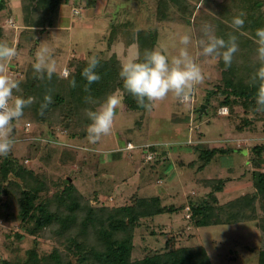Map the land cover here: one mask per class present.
Returning <instances> with one entry per match:
<instances>
[{
  "label": "rangeland",
  "instance_id": "rangeland-1",
  "mask_svg": "<svg viewBox=\"0 0 264 264\" xmlns=\"http://www.w3.org/2000/svg\"><path fill=\"white\" fill-rule=\"evenodd\" d=\"M21 1L7 0V7L0 12V24L7 32L5 41L18 45L15 46L17 55L8 68L15 69L16 64L25 61L36 62V52L46 47L56 61L57 70L66 76L63 72L69 70L67 64L70 54L72 57L77 53L80 57H87L89 51L106 49L113 24L133 31L140 28L158 29L155 49L166 50L169 57L177 55L183 47L180 37L185 34L191 37L188 45L190 53L195 56L201 51L199 42L203 38L198 36L196 25L181 20L178 15L169 20L160 19L157 7L160 0H108L109 9L93 17L88 16L83 7L89 0L79 1L82 6L73 5L72 0L71 5L60 6L53 26L41 29H26L20 24ZM194 2L197 3L195 14L206 8L203 0ZM77 8L85 14H75ZM60 12L65 14L62 19L59 17ZM169 12L173 13L172 7ZM61 22L66 26L70 24V27L58 29ZM133 48L136 49L135 46ZM116 49L122 52L123 44L119 43ZM196 59L204 79L193 91L194 102H183L169 93L163 101L155 102L150 110H124L122 93L117 92L121 103L116 109L112 131L94 145L85 138V146L89 150L77 147L75 158L64 150L65 141L71 143L73 140L67 137L70 129L67 131L62 125L56 129L59 139H54L49 125L38 126L33 123L36 133L44 131L46 135L38 140H17L12 152L21 163L32 167L37 173L45 172L53 182L72 177V181L95 205H122L131 202L136 193L152 196L161 189L163 202L179 209L141 221L137 228L133 258H142L152 251H162L168 247L166 243L170 240L171 244L176 245H205L213 264H258L263 235L256 221L195 227L191 216H188L191 209L187 207L190 203L205 199L213 189L205 182L208 178L233 177L223 189L217 191L221 202L253 191L255 186L249 161L250 151L255 143L264 141L263 122L257 123L254 132L249 129L240 131L236 128L239 118L234 120L230 111L220 113V109L228 106H221L217 111L211 105L207 113L203 114V119L199 120V112L195 113L194 108L198 110L205 103L209 91L219 83L222 69L219 58L201 55ZM237 109L242 110V107ZM29 120L32 121L31 116L24 115L18 122L19 126L24 127V122ZM129 139L141 146L162 145L167 152L162 159L167 158L169 161L165 165L164 162L154 165V161L145 160L143 146L133 150L124 149ZM194 144H198L199 148H195ZM214 145L230 146L235 150L230 154L218 155L205 167L199 168L202 163L201 148ZM193 160L196 162L190 164ZM56 244L53 239L29 233L20 221L0 218V260L8 259L18 264L27 256L28 249L35 247L40 253H45Z\"/></svg>",
  "mask_w": 264,
  "mask_h": 264
},
{
  "label": "trees",
  "instance_id": "trees-1",
  "mask_svg": "<svg viewBox=\"0 0 264 264\" xmlns=\"http://www.w3.org/2000/svg\"><path fill=\"white\" fill-rule=\"evenodd\" d=\"M65 1L22 0L20 24L26 29L53 26L55 15ZM194 1L200 0H160L157 6L159 17L169 20L178 15L181 20L192 22L197 27L198 36L203 39H206V27L211 34L226 41L229 35L237 37L239 51L235 54L231 67L226 69L222 57H218L222 76L219 83L209 91L205 104L209 108L214 105L217 111L221 106H228L230 116L234 120L240 119L239 122L236 121V128L254 132L259 121L264 125V111H257L255 100L258 83L253 84L251 80L259 67L254 40L256 30L264 28V0H203L207 9H200L196 14L194 12L197 3ZM6 7L7 0H0V12ZM171 7L173 13L169 12ZM241 13L245 23L243 28L237 31L230 25L233 18ZM193 15L195 17L192 20ZM109 31L108 47L104 50L89 51L87 57L77 55L70 58L67 76L57 70L51 80L46 76L44 79H38L32 67L34 61L16 64L23 76L16 78L20 81L21 91L14 95L23 96L25 99L31 97L33 103L24 109V115L29 114L32 119L24 122L25 125L27 122L31 123L28 130L18 123L24 115L19 121L13 122L15 142L29 138L38 140L37 138L46 135L44 131L36 133L32 127L33 123L38 126L49 125L53 138L59 139L56 129L62 125L67 131L70 129L67 137L70 136L73 140L71 143L65 141L64 150L75 158L77 147L89 150L84 142L87 138V126L91 123L87 110H95L109 94L122 93L124 110H148L139 106L136 98L124 88L119 75L122 59L110 50L112 45L120 40H123L126 46L137 42L138 58L142 61L146 50L155 49L158 29L140 28L133 31L113 24ZM6 36V29L0 24V41H5ZM92 56L99 60L96 71L101 79L88 85L82 71ZM72 80L76 82L75 87L71 86ZM46 94L51 95L52 103L41 115L40 106ZM238 107H242V110H238ZM194 145L199 148L198 144ZM142 148L145 150V160L148 150L157 153L156 159L147 160L154 161V165L160 162L165 165L169 161L167 158L162 159V156L167 154L162 145L151 144ZM234 150L235 148L230 146L216 145L201 148L202 163L199 168L205 167L216 156L230 154ZM249 161L255 186L253 191L221 202L217 191L223 189L226 182L233 177L208 178L205 182L213 189L205 199L190 203V216L195 227L245 220L256 221L263 235L258 264H264V141L251 147ZM194 162L196 161L193 160L190 164ZM71 178L68 176L53 182L45 172L37 173L32 167L21 163L12 150L6 157L2 156L0 218L6 221H20L29 233L35 236L40 234L57 242L51 251L45 253H40L35 247L28 249L27 256L18 264H213L205 245H176L171 244L170 240L166 243L168 247L162 251H152L142 258H133L137 228L141 221L179 209L163 202L161 189L152 196L136 193L131 202L122 205H95ZM0 264L13 262L3 259Z\"/></svg>",
  "mask_w": 264,
  "mask_h": 264
},
{
  "label": "clouds",
  "instance_id": "clouds-1",
  "mask_svg": "<svg viewBox=\"0 0 264 264\" xmlns=\"http://www.w3.org/2000/svg\"><path fill=\"white\" fill-rule=\"evenodd\" d=\"M243 13L234 17L230 27L239 31L244 26ZM204 34L206 39L200 40L201 51L195 56L190 53L188 45L191 37L185 34L180 37L177 55L169 57L166 50L156 48L146 50L143 60L132 57L122 62L119 73L123 80L124 88L136 98L137 104L146 109H151L155 102L163 101L169 93H172L182 101L187 100L202 83L204 74L198 56L211 57L213 59L222 57L226 69L231 67L235 54L239 51L237 37L229 35L228 40L211 34L206 27ZM254 42L257 45L256 53L259 67L251 77L253 84L258 83L255 100L257 111H264V28H258L255 33ZM17 55V49L13 44L0 41V156L6 157L15 144L13 136V122L19 121L24 115V109L33 103V99L14 95L20 92V81L9 74V63ZM99 60L96 56L88 59L87 66L82 71V76L91 85L100 81L101 76L96 71ZM36 78L52 79L57 72L56 61L52 59L50 50L42 48L36 52V62L32 65ZM75 87V80L71 81ZM88 87H85V91ZM90 99V98H89ZM52 103L50 94L44 96V102L40 106V114L43 115L48 105ZM121 103L116 93H111L106 100L95 110H87V116L91 123L87 126V141L96 144L103 136L110 134L113 128L116 109ZM39 139V138H37Z\"/></svg>",
  "mask_w": 264,
  "mask_h": 264
},
{
  "label": "crops",
  "instance_id": "crops-1",
  "mask_svg": "<svg viewBox=\"0 0 264 264\" xmlns=\"http://www.w3.org/2000/svg\"><path fill=\"white\" fill-rule=\"evenodd\" d=\"M72 0H66L65 2H63V5H67L68 3L71 5ZM78 1V2H77ZM79 1H84V0H74V4L73 5H80L82 6ZM61 4V5H62ZM69 6V5H68ZM72 7V6H71ZM84 9H86L88 16H95V15H99V14H103L107 11V9H109V5H108V0H89V2L83 6ZM72 10V9H71ZM86 14V16H87ZM65 16L64 13L60 12L59 17L60 19H62ZM14 22V21H13ZM62 25H59L58 29H67V27H70L69 25H65L64 22H61ZM18 26V25H16ZM18 28V27H17ZM108 32V31H107ZM119 43L123 44V51L121 52L120 50H117V46H119ZM115 46V47H114ZM136 47L133 48V47ZM138 47V43L134 42L129 46H126L123 40H120L118 42H115L112 47H111V52H116L119 57L122 59V62H125L127 59L132 58V57H138L139 55V47ZM115 48V49H114ZM73 54V53H72ZM78 54V53H77ZM77 54H74L75 56H77ZM72 58V55L70 54L69 59ZM69 61V60H68ZM245 193V192H244Z\"/></svg>",
  "mask_w": 264,
  "mask_h": 264
},
{
  "label": "built area",
  "instance_id": "built-area-1",
  "mask_svg": "<svg viewBox=\"0 0 264 264\" xmlns=\"http://www.w3.org/2000/svg\"><path fill=\"white\" fill-rule=\"evenodd\" d=\"M74 13L75 14H79V15H81V14H85L84 12H82L80 9H75V11H74ZM12 22V24H14V22L13 21H11ZM16 26V25H15ZM16 27H18V26H16ZM66 76L68 75V73H69V70L68 69H66L64 72H63ZM9 74L14 78V79H16L17 77H21V76H23V72L21 71V70H19V69H17V68H15V69H12L11 67L9 68ZM194 102L195 101V95L192 93L191 95H190V97L187 99V100H183V102ZM194 111H195V113H197L198 111L197 110H195V108H194ZM229 112V108L228 107H223L222 109H220V113H228ZM192 120H194V118L192 117ZM30 125H31V123L30 122H27L26 123V125H25V128L28 130L29 128H30ZM55 142H58V140L57 141H55ZM59 143V142H58ZM138 146H141V145H136L135 143H133V141H128L127 142V144H126V146L124 147V149H127V150H133V149H135L136 147H138ZM143 146V145H142ZM141 146V147H142ZM150 146V144H148L147 145V147H149ZM157 158V153L155 152V151H152V150H148V153L146 154V160H153V159H156ZM189 210L191 209V207L190 206H188L187 207ZM191 212H189V214H188V216H190L191 214H190Z\"/></svg>",
  "mask_w": 264,
  "mask_h": 264
},
{
  "label": "water",
  "instance_id": "water-1",
  "mask_svg": "<svg viewBox=\"0 0 264 264\" xmlns=\"http://www.w3.org/2000/svg\"><path fill=\"white\" fill-rule=\"evenodd\" d=\"M197 111L199 112V115H198L199 120H202L203 114L207 113L208 111V105L205 103H202Z\"/></svg>",
  "mask_w": 264,
  "mask_h": 264
}]
</instances>
